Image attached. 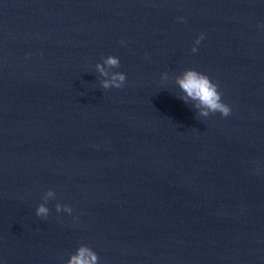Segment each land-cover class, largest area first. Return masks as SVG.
<instances>
[{
  "label": "water",
  "instance_id": "obj_1",
  "mask_svg": "<svg viewBox=\"0 0 264 264\" xmlns=\"http://www.w3.org/2000/svg\"><path fill=\"white\" fill-rule=\"evenodd\" d=\"M109 54L122 88L99 84ZM185 68L229 116L178 98ZM81 243L98 264H264V0H0V264Z\"/></svg>",
  "mask_w": 264,
  "mask_h": 264
},
{
  "label": "clouds",
  "instance_id": "obj_2",
  "mask_svg": "<svg viewBox=\"0 0 264 264\" xmlns=\"http://www.w3.org/2000/svg\"><path fill=\"white\" fill-rule=\"evenodd\" d=\"M180 22H184V17L176 18ZM204 33L198 34L192 44L191 51H198V45L204 39ZM121 45H125V41H120ZM120 67V60L115 55H106L102 57V63L95 64V71L99 77V84L103 89L122 88L126 82V75L122 71H117ZM161 79L167 80L168 74L161 73ZM175 83L180 91L178 98L185 104L192 102V107L196 109L200 117H208L219 113L222 117L231 114L230 106L222 100V94L219 91L218 84L209 78V76L194 68H185L175 77ZM56 198V193L51 189H47L42 196L44 203H40L35 208V214L38 217L46 219L49 215V208L46 206L48 200ZM56 212L61 211L71 214L72 208L68 204H55ZM63 221H61L62 223ZM98 256L96 252L86 244H79L73 252H69L67 259H63L61 264H98Z\"/></svg>",
  "mask_w": 264,
  "mask_h": 264
}]
</instances>
